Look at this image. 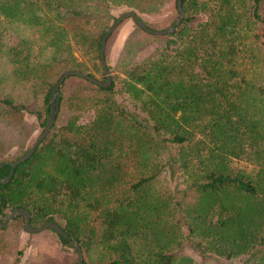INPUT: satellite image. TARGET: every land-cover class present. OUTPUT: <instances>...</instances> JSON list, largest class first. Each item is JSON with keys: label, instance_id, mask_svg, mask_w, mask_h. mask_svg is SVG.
<instances>
[{"label": "trees", "instance_id": "1", "mask_svg": "<svg viewBox=\"0 0 264 264\" xmlns=\"http://www.w3.org/2000/svg\"><path fill=\"white\" fill-rule=\"evenodd\" d=\"M166 1L0 0V38H17L0 40V82L10 85L1 86L0 104L19 112L37 98L44 126L54 82L65 70L89 69L75 51L105 80L99 47L112 9L149 26L142 15ZM181 7V23L166 35L132 20L123 50L157 45L121 67L119 88L117 75L108 87L69 76L77 82L67 93L69 77L62 82L56 122L0 182V215L24 207L34 226L57 222L83 264H264V0ZM9 147L0 142V151ZM28 148L0 158V179ZM176 173L188 176L180 189L170 184Z\"/></svg>", "mask_w": 264, "mask_h": 264}, {"label": "rangeland", "instance_id": "2", "mask_svg": "<svg viewBox=\"0 0 264 264\" xmlns=\"http://www.w3.org/2000/svg\"><path fill=\"white\" fill-rule=\"evenodd\" d=\"M124 10L126 9L115 8L112 9V13L117 17ZM142 17L145 22L148 23L149 27L153 29H163L168 27L175 20L177 11L173 5V0H169L166 1L156 14H143ZM112 22L113 20L111 23ZM134 29L135 24L132 19H125L106 40L105 59L107 65L111 67V70L109 69L111 79L113 75L118 76L115 79L116 88H119V82L124 77L121 67L124 66V64H130L131 62H136L146 57L157 45L155 40L147 39L145 42L140 44L136 43V45L123 50L127 35L134 31ZM143 36L144 35L141 34L140 38L142 39ZM0 40L6 44L13 45L17 41V38L14 33L5 31L2 33ZM74 54L78 59L84 61L89 68L85 73L90 74L89 72H91L100 78V75L91 67L86 56H82L80 51H75ZM2 68L4 67L0 66V70ZM76 82L77 80L75 78H67L64 86L65 93L71 90ZM2 85H4L7 90H10L8 81L0 82V96L6 91L5 87L1 89ZM26 105L28 107L27 110L23 109L17 112L0 104V142H4L7 146H10L0 151V158L13 157L14 154L18 153L20 150L28 146L30 147L43 129L41 125L43 117L38 118L35 113V110L37 111L40 109L41 104L39 99L31 98ZM66 113L67 110L62 108L57 122L62 120V117H65ZM55 122L56 119L54 123ZM10 143L11 145H9ZM20 143H23L22 147H20ZM236 162L237 161H235V163ZM237 163L240 164L239 162ZM186 177L188 176L176 173V176L171 179L170 184L172 187L180 189L185 186L184 181ZM4 210L10 209L5 208ZM2 215L3 214L0 215V225L3 221ZM9 223L10 221H8L6 225V227H8L7 234L4 236L0 235V245L8 249V252L5 251L0 253V258H3L2 261L0 260V264H41L42 262H45V264H75L76 252L73 251V248L62 245L52 230L45 229L39 233H27L23 230L22 219L17 220L13 225H9ZM7 241L9 243L4 244Z\"/></svg>", "mask_w": 264, "mask_h": 264}, {"label": "water", "instance_id": "3", "mask_svg": "<svg viewBox=\"0 0 264 264\" xmlns=\"http://www.w3.org/2000/svg\"><path fill=\"white\" fill-rule=\"evenodd\" d=\"M176 7H177V17L175 20L168 26L163 29H153L149 26H147L134 11H123L120 13L115 20L111 23L107 31L104 33L103 37L100 41V47H99V63L102 68V72L104 75L105 80H100L88 73L77 71V70H65L58 79L54 82V84L51 87L50 93V110L47 115L45 124L43 126L42 131L37 136L35 141L32 143V145L28 148V150L18 156L14 161H11L10 164V170L8 171V174L0 179V182L6 183L9 181L10 177L13 174V171L15 167L26 160L35 150L37 145L42 141V139L49 133L52 125L54 124L57 107H58V88L62 84V82L69 76H77L79 78L85 79L88 82L95 84L100 87H108L111 82V74L107 67L106 59H105V45L106 40L109 37V35L125 20V19H132L135 24L140 27L142 30H144L148 34L153 35H166L168 33H172L176 26L179 25L183 19V11L181 7V0H176ZM2 224L0 227H5L7 225L8 221H11L12 219L16 217H21L22 219V227L23 230L27 233H39L45 229L52 230L55 234H57L60 237H63L68 240V245L75 249L76 252V259L75 264H83V254L81 251V248L76 241V239L71 235L69 231L63 230V228L55 221H46L45 223L41 225H32L30 223V212L27 208L24 207H15L10 210H4L2 211Z\"/></svg>", "mask_w": 264, "mask_h": 264}]
</instances>
